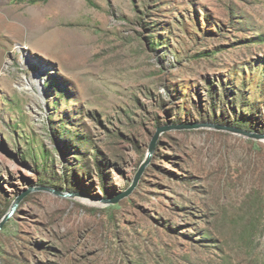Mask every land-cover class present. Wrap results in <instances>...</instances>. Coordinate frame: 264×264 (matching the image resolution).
Masks as SVG:
<instances>
[{
	"label": "rangeland",
	"instance_id": "rangeland-1",
	"mask_svg": "<svg viewBox=\"0 0 264 264\" xmlns=\"http://www.w3.org/2000/svg\"><path fill=\"white\" fill-rule=\"evenodd\" d=\"M218 127L264 135V0H0V264H264V140Z\"/></svg>",
	"mask_w": 264,
	"mask_h": 264
},
{
	"label": "water",
	"instance_id": "water-1",
	"mask_svg": "<svg viewBox=\"0 0 264 264\" xmlns=\"http://www.w3.org/2000/svg\"><path fill=\"white\" fill-rule=\"evenodd\" d=\"M201 126L200 125H193L191 127H187V128H200ZM174 128H177V129H183V128H186L184 126H174ZM168 128H164L163 130L162 129H159L157 131V133L154 135L150 145H149V149H148V156H147V160L142 164V166L140 167V169L138 170L134 180H133V183L132 185L124 192H122L121 194H119L116 198L114 199H111V200H105V202L107 203H111V204H117L119 203L121 200L125 199L126 197L130 196L131 193L134 191V189L136 188L146 166L148 165L149 163V159H150V156L151 154L153 153L154 149H155V144H156V141L160 135V133L162 131H165L167 130ZM218 129L220 130H228L230 132H236V133H239V134H242L244 136H247L248 138H251V139H256V140H264V135H259V134H252V133H248V132H245L241 129H238V128H223V127H218ZM33 190V188L31 189ZM29 191H26L24 194L20 195L14 202L13 206H12V209L11 211L0 221V232L2 231L3 227L5 226V224L8 222L9 218L14 214L18 204L20 203V201L28 194ZM58 195L64 197V198H68V197H71L72 194L70 193H60V192H57Z\"/></svg>",
	"mask_w": 264,
	"mask_h": 264
},
{
	"label": "bare ground",
	"instance_id": "bare-ground-1",
	"mask_svg": "<svg viewBox=\"0 0 264 264\" xmlns=\"http://www.w3.org/2000/svg\"><path fill=\"white\" fill-rule=\"evenodd\" d=\"M24 88L23 89H26V90H29V88H31L32 86L34 87L35 85V80L33 78L29 79V80H26V82H24ZM38 84V83H37ZM90 204H93V205H101V203L99 201H93L91 202Z\"/></svg>",
	"mask_w": 264,
	"mask_h": 264
}]
</instances>
